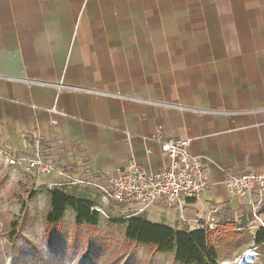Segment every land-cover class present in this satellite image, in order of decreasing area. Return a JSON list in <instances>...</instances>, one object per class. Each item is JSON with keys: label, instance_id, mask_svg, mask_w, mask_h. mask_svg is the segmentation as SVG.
Here are the masks:
<instances>
[{"label": "crops", "instance_id": "crops-1", "mask_svg": "<svg viewBox=\"0 0 264 264\" xmlns=\"http://www.w3.org/2000/svg\"><path fill=\"white\" fill-rule=\"evenodd\" d=\"M158 131L190 140L210 186L141 216L177 231L209 217L264 224V202L255 212V195L225 184L264 171V0H0V134L13 154L39 142L97 178L131 160L156 174L169 164Z\"/></svg>", "mask_w": 264, "mask_h": 264}, {"label": "rangeland", "instance_id": "rangeland-1", "mask_svg": "<svg viewBox=\"0 0 264 264\" xmlns=\"http://www.w3.org/2000/svg\"><path fill=\"white\" fill-rule=\"evenodd\" d=\"M13 156L0 134V264H178L173 253L160 254L125 239V227L112 221L127 220L133 212L104 201L93 186L94 175L77 166H62L64 159L58 154L51 155L55 170L49 174L30 169L27 155L10 164ZM54 189L92 201V211L100 214L98 228L77 227L71 208H67L58 227L48 225L50 192ZM261 227L252 214L218 229L214 240L219 264H236L245 251L254 247L259 255L255 261H248L264 264L263 246L255 243Z\"/></svg>", "mask_w": 264, "mask_h": 264}, {"label": "built area", "instance_id": "built-area-1", "mask_svg": "<svg viewBox=\"0 0 264 264\" xmlns=\"http://www.w3.org/2000/svg\"><path fill=\"white\" fill-rule=\"evenodd\" d=\"M51 112L58 116H66L57 109H52ZM53 124L56 125L58 122L55 120ZM150 140L159 144L169 157V164L164 171L150 174L145 172L135 160H131L116 177L101 179L95 176L96 183H93L104 201H112L117 205L125 206L126 209H131L132 217L141 216L158 204L173 207L185 199L198 198L210 186L202 162L190 151V140H165L161 137L160 131ZM50 151L38 142L33 153L28 156L29 168L38 173H52L55 165ZM19 157L22 156H13L9 163L15 164L16 158ZM225 184L234 197L244 198L255 195L258 198L255 212L264 202V171L230 173L226 176ZM216 225L215 218L209 217V221L205 225H199L198 228L213 231L216 230ZM262 225L264 227L263 223ZM258 255L257 247L250 248L236 260V264H250L248 260L255 261Z\"/></svg>", "mask_w": 264, "mask_h": 264}, {"label": "trees", "instance_id": "trees-1", "mask_svg": "<svg viewBox=\"0 0 264 264\" xmlns=\"http://www.w3.org/2000/svg\"><path fill=\"white\" fill-rule=\"evenodd\" d=\"M50 195L51 209L46 217L48 225L58 227L67 208H71L77 227L98 228L100 214L92 211L95 207L92 201L79 199L59 189L52 190ZM112 222L125 227L124 236L128 242L149 247L160 254L173 253L178 264H219V252L214 240L218 229L177 231L166 225L148 221L143 216ZM236 227L237 225H234V228ZM255 243L264 249V227L256 232Z\"/></svg>", "mask_w": 264, "mask_h": 264}, {"label": "bare ground", "instance_id": "bare-ground-1", "mask_svg": "<svg viewBox=\"0 0 264 264\" xmlns=\"http://www.w3.org/2000/svg\"><path fill=\"white\" fill-rule=\"evenodd\" d=\"M250 255V254H249ZM243 260L245 261V258L243 257ZM242 264H244V263H242Z\"/></svg>", "mask_w": 264, "mask_h": 264}]
</instances>
